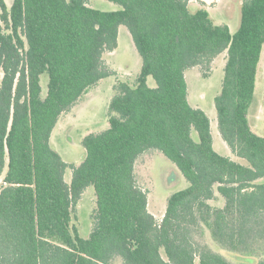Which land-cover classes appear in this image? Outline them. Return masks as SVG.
Wrapping results in <instances>:
<instances>
[{
  "label": "trees",
  "instance_id": "trees-1",
  "mask_svg": "<svg viewBox=\"0 0 264 264\" xmlns=\"http://www.w3.org/2000/svg\"><path fill=\"white\" fill-rule=\"evenodd\" d=\"M108 1L121 8L0 0V264H264V137L247 120L264 0H242L234 32L191 0ZM119 25L141 57L140 72L133 84H115L108 127L82 139L85 156L74 167L50 137L59 116L110 75L102 55L116 48ZM223 52L217 127L240 161L216 150L208 116L188 101L185 71L207 70ZM150 149L189 182L159 222L135 176ZM88 186L95 208L84 238L75 206Z\"/></svg>",
  "mask_w": 264,
  "mask_h": 264
},
{
  "label": "rangeland",
  "instance_id": "rangeland-1",
  "mask_svg": "<svg viewBox=\"0 0 264 264\" xmlns=\"http://www.w3.org/2000/svg\"><path fill=\"white\" fill-rule=\"evenodd\" d=\"M4 1L9 7L13 0ZM241 2L242 0H191L190 4L192 7L207 9L213 22L224 23L228 25L231 32H234L239 26ZM89 4L93 8L105 11L121 8L119 4L108 0H89ZM225 56V52L220 53L213 59L207 70L194 66L185 71L188 101L192 107L203 110L208 116L216 150L240 161L233 153H230L220 136L214 107V98L221 88ZM141 63V57L127 27L119 25L116 48L104 51L102 55L103 67L110 75L100 79L76 103L63 112L52 131L51 145L63 161L74 167L80 165L85 156L82 139L89 133H97L108 127L109 102L115 93V84L118 82L135 83ZM204 72H207V75H204ZM147 84L150 87L155 86L151 77L147 78ZM40 86L42 95H45L46 73L40 75ZM247 120L251 129L257 135L264 137V44L257 67L255 89L248 108ZM192 135L194 139L197 138L195 131ZM135 176L137 184L147 193L148 210L158 222L162 218L169 197L189 185L174 164L157 149L147 150L137 158ZM70 179L71 168L67 167L64 171V181L69 183ZM213 204L221 205L222 203L219 199ZM94 208V188L88 186L83 190L75 206L74 223L81 237H88L92 230Z\"/></svg>",
  "mask_w": 264,
  "mask_h": 264
}]
</instances>
